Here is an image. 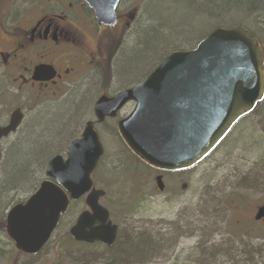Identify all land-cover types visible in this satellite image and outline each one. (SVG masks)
I'll return each instance as SVG.
<instances>
[{
	"label": "rangeland",
	"instance_id": "374dc122",
	"mask_svg": "<svg viewBox=\"0 0 264 264\" xmlns=\"http://www.w3.org/2000/svg\"><path fill=\"white\" fill-rule=\"evenodd\" d=\"M126 3H130L131 11L138 6V2L132 4L133 0ZM140 4L135 29L157 28L164 22L166 28L184 25L193 31V37L187 38L188 41L178 40L163 56L166 49L157 50L153 58L157 61L150 71L143 76L146 70H140L137 80L131 82L142 81L170 53L192 50L218 27H228L226 24H202L201 0H140ZM227 20L228 25L235 22V19ZM256 31L264 47V33ZM133 33L127 38L135 43ZM157 33H146L147 47L156 49L163 41L161 33ZM110 39L114 41L115 37L111 35ZM142 60L139 56L138 64ZM2 71L1 68L0 125H6L20 104V97L10 89ZM120 81L116 75L112 86L120 88ZM38 107L29 105L20 131L1 143L0 264H264V227L251 219L254 209L264 202V103L203 163L184 173L166 176L162 193L156 187L155 172L140 162L131 161L128 155L123 157L120 153L124 149L118 138L106 136L104 172L96 176L97 189L105 190L106 197L101 205L120 228L118 246L105 249L96 245L80 249L83 246L77 248L70 241V229L86 210L84 197L72 205L45 249L37 256H26L16 250L7 236V213L37 190L45 179L47 162L68 145V138L60 140L59 135L50 142L52 150L48 154H40L41 143L35 148L24 147L30 133L40 142V136L48 133L43 132L41 125L55 123L53 115L57 108L54 105L43 110ZM23 152H33L42 161L31 163L28 177L11 184L24 166ZM143 238L153 240L158 247L144 252L127 250L128 242L137 243Z\"/></svg>",
	"mask_w": 264,
	"mask_h": 264
},
{
	"label": "water",
	"instance_id": "95a60500",
	"mask_svg": "<svg viewBox=\"0 0 264 264\" xmlns=\"http://www.w3.org/2000/svg\"><path fill=\"white\" fill-rule=\"evenodd\" d=\"M95 12L100 25L117 23L121 0H81ZM264 101V50L245 27L217 28L189 51L171 53L141 84L114 98L102 97L96 116L116 118L134 102L131 115L118 124L129 149L143 163L161 172L186 171L200 164L227 137L243 117ZM23 116L14 111L1 141L15 134ZM104 150L95 131L87 127L83 138L68 148L66 159L53 157L45 167V180L24 203L6 216V233L17 251L37 256L50 242L72 202L86 196L88 208L70 229L78 243L113 247L119 227L100 204L103 190L93 188L92 175ZM160 192L162 177L156 178ZM264 218V206L257 219Z\"/></svg>",
	"mask_w": 264,
	"mask_h": 264
},
{
	"label": "flooded vegetation",
	"instance_id": "af4514ba",
	"mask_svg": "<svg viewBox=\"0 0 264 264\" xmlns=\"http://www.w3.org/2000/svg\"><path fill=\"white\" fill-rule=\"evenodd\" d=\"M128 1L131 2L121 0L116 10L117 24L108 27L100 25L94 10L81 0H0V69H3L1 75L7 79L10 89L20 97V104L14 111L20 110L22 113L21 127L27 119L29 105H39L42 107L40 110H43L44 107L48 109L54 105L59 109L69 104L72 107H68L69 116L75 114L73 111L81 106L80 113L73 116L69 128L60 136V140L68 138V145L53 157L62 156L66 159L70 145L83 138L90 124L104 150L92 175L95 189L98 184L97 174L100 175L102 170L104 172L102 165L107 151L106 136L118 138L124 149L120 153L123 157L128 155L131 161L140 162L153 170L155 181L159 176L164 182L166 176L186 172H159L143 163L125 144L119 134L118 124L131 115L135 108L134 102L127 103L116 118L104 117L100 120L96 116L95 106L102 97L114 98L141 84L159 66H155L138 83L120 81V88L112 86L118 62L134 46V40L127 37L135 30L141 4L140 0H133L132 4L138 2V6L131 11L130 3H126ZM111 35L115 37L114 41H111ZM124 112V117H121ZM43 113H39L40 116ZM249 116L234 125L226 139ZM263 206L264 202L251 215V219L261 227H264V218L258 220L257 214ZM96 245L105 249L114 247L101 243L87 246L91 248Z\"/></svg>",
	"mask_w": 264,
	"mask_h": 264
},
{
	"label": "trees",
	"instance_id": "16d2710c",
	"mask_svg": "<svg viewBox=\"0 0 264 264\" xmlns=\"http://www.w3.org/2000/svg\"><path fill=\"white\" fill-rule=\"evenodd\" d=\"M235 1L237 4L234 5L231 0H201V23L202 24L205 23L207 25L211 23H215V25L226 24V26H228V27L221 26L218 28H233V27L242 26L247 28L249 31H251L260 41V38L258 37L256 30H259L262 33H264V0H235ZM148 15L150 16V13ZM229 18L235 19V22H231V25L227 24L228 21L227 19ZM155 19L160 21L159 17L158 18L155 17ZM165 25L166 24H164L163 22L160 25H158L157 28L150 27L148 29H145L141 27L143 29H138V30L135 29L136 31L134 30V35L136 38L135 43L136 42L137 43L135 46L132 47L130 52L127 53L126 57L122 56L116 68L115 76L117 75L118 78H121V81H123V83L137 79L139 77L138 74L140 73V70L147 71L155 63V61H157L153 59L156 56L157 50L159 51L160 49L161 50L166 49L165 52L161 54L163 56L171 46L177 43L178 40L188 41L190 37H193V31L188 30L187 27H185L184 25H174L172 28L171 27L166 28ZM149 31L152 33L158 32L157 34L161 33L160 35L162 36L163 41H161L159 45L155 47L156 49H151L147 47L145 44V35ZM139 38L140 41L138 42ZM260 44L262 45V42H260ZM139 56H142L143 60L138 64ZM263 103L264 101L260 105H262ZM68 107L71 106L67 104L64 107L55 110L56 112L53 115V119H54L53 121L55 122L54 123L55 125L54 124L53 125L51 124L52 126L50 125L46 126L44 124L41 125V128H43V132H48V133L46 136L45 135L40 136L41 139L40 142L39 141L36 142L35 139L33 138L34 135L32 136L33 133H30L29 134L30 136L28 135L29 136L28 141L25 144V146L24 145L21 146L27 148H35L36 146L39 145V143H41L40 154L44 152L48 154L52 150L51 147L52 145L50 142L52 141L53 137L55 138L56 136L59 135L61 136V134L64 133L65 130L69 128V125L72 123L73 118L75 117L77 112L78 114L80 113L81 106H78L77 111H73L74 113L75 112L76 113L69 116L70 113L69 112L67 113ZM48 115L49 114H47V116ZM44 117L46 116H43V119ZM45 119H49V117H46ZM53 121H51V123ZM23 155H24V160L21 159V161L24 163V166L22 170L18 173V176L16 174L17 177L12 179V181L10 182L11 184L20 182L28 177V172L31 169L30 167L31 163L34 164L36 162L37 163L40 162V160L42 161V159L39 158V155L33 152L26 154L23 152ZM69 238L70 241H72L73 245L77 248L79 246H83V248L80 247V249L90 248V246L84 244H77L71 239V237ZM119 242H120V238L118 239L114 247L118 246ZM157 247L158 245L155 242H153V240H150L148 238L140 239V241L137 243L128 242V244L126 245V248L129 252L137 251V250L144 252L146 250L155 249Z\"/></svg>",
	"mask_w": 264,
	"mask_h": 264
}]
</instances>
